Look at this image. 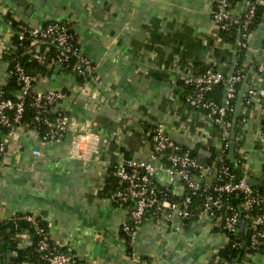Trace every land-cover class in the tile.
Segmentation results:
<instances>
[{"label":"crops","instance_id":"crops-1","mask_svg":"<svg viewBox=\"0 0 264 264\" xmlns=\"http://www.w3.org/2000/svg\"><path fill=\"white\" fill-rule=\"evenodd\" d=\"M257 1L263 21L251 32L243 53L244 76L264 59V0ZM242 3L234 6L236 15ZM213 5V0H0V88L9 77L8 50L14 37L10 21L29 28L70 25L81 54L96 66L95 76L85 84L72 72H55V67L37 80L35 91L66 92L60 106L71 117V128L59 141L45 145L29 131L8 140L0 158L1 219L12 214L36 217L76 264H227L217 259L227 235L219 221L206 217L179 228L176 219L159 223L146 216L136 230L131 257L120 237L127 212L100 195L113 164L123 157L149 160L148 130L154 125L162 124L200 160L210 155V148L218 151L219 129L182 103L179 84L212 62L227 75L232 71L235 43H217ZM255 67L247 85L264 89V75L258 77ZM263 106L261 99L259 106L244 107L245 122L236 135L246 178L264 174V138L259 137ZM213 175L203 183L211 184ZM154 183L164 189L167 175L157 171ZM236 235L247 241L242 220ZM231 264H264V257L247 252Z\"/></svg>","mask_w":264,"mask_h":264},{"label":"built area","instance_id":"built-area-1","mask_svg":"<svg viewBox=\"0 0 264 264\" xmlns=\"http://www.w3.org/2000/svg\"><path fill=\"white\" fill-rule=\"evenodd\" d=\"M257 5V0H244L242 12L236 15L229 0H217L216 9L211 13L216 30L224 31L231 26L238 27L232 71L227 75L217 69L216 62H212L202 73L186 75L181 80L182 86L190 89L186 98L188 107L201 112L206 121L220 131L217 139L219 167L199 165L191 154L192 151L176 143L162 124L154 125L148 130L151 144L149 160L123 157L117 162V186L110 201L127 212L121 233L127 239V243H124L131 257L135 256L131 253V248L136 230L147 215L159 223H170L176 219L179 228L186 226L194 217L219 221L222 231L227 235V244L231 237L236 235L237 225L242 220L248 229L246 250L264 257V195L251 187L245 176L235 180L229 168L222 163V154L230 149L232 126L224 121V118L227 113L233 111L232 103L238 94L237 87L244 78V70L241 63H238V54L247 49L251 34L248 29ZM14 35L18 44L10 46L9 61L14 60L12 55L17 52L18 47H24L26 52L33 54L48 68L60 66L61 69H70L84 84L95 76L96 66L81 54L77 36L70 25L47 23L40 28L24 25L20 31H14ZM217 43L220 45V38H217ZM38 46H41L42 50H36ZM52 49L53 55L50 54ZM255 73L258 77L264 75V59L257 63ZM10 75L15 76L17 88L12 94L13 98H6L0 88V128L6 131L2 138L0 137V158L5 154L8 140L14 138L19 131L32 132L39 142L45 145L59 141L71 128V117L60 106L67 99L65 91H35L32 84L36 79L18 64L8 72V76ZM218 87H223L220 103L210 97ZM244 98L246 107L255 104L259 106L260 100L264 99V89L255 83L246 85ZM26 104L34 112L32 122L36 126L32 130L27 129V125H21ZM261 121L264 122V106L260 110V124ZM242 122H245V117ZM78 137L77 140L80 139V136ZM259 137L264 138V126L261 125ZM234 144L238 145L235 140ZM38 154L39 152H34V155ZM157 171H163L167 175V186L164 189L154 183ZM212 173L214 175L211 184H204V178ZM232 196L240 198L237 210L230 202ZM194 197L201 201L197 212L192 209ZM8 222L13 229L10 238L17 249L22 248L26 242L30 245L32 238H35L36 251L46 264H76L72 254L51 241L47 230L39 225L36 217L12 214L5 219L0 218V224ZM20 223L29 226L21 227ZM238 245V242H233L232 247L236 248ZM10 255L14 256L15 252L10 250ZM217 259L220 260L219 257Z\"/></svg>","mask_w":264,"mask_h":264},{"label":"trees","instance_id":"trees-1","mask_svg":"<svg viewBox=\"0 0 264 264\" xmlns=\"http://www.w3.org/2000/svg\"><path fill=\"white\" fill-rule=\"evenodd\" d=\"M244 0H229V2L231 3V5L234 7L236 5H239L243 2ZM213 10L216 9L217 6V0H213ZM262 6L261 5H257L256 7V12H255V16L252 19V22L249 26L248 31L251 33L253 30H255L261 23H262ZM12 27L14 28L15 32L20 31L24 25L20 24L18 22H14V21H10ZM237 30L238 27L237 26H231L229 27L227 30L224 31H217L218 32V38L221 39V43L220 45H233L236 42L237 39ZM77 41V38H76ZM78 43V42H77ZM17 38L14 35L13 37V43L12 45H17ZM243 52H240L238 54V63H241L242 58H243ZM51 55L54 54V50L52 49L50 52ZM216 56L217 58L220 57V53L218 50H216ZM12 59L14 60H10L9 61V65H8V72L13 70L14 65L18 64L19 66H21L23 68V70L33 76L36 80L35 82H33V87L36 84L37 80L39 79L40 76H44L46 73H51L52 68H49L45 65L40 63L31 53H28L24 50V47H18L17 52L12 55ZM209 67V65H206L204 67V70L207 69ZM68 72H71L70 69H64ZM79 79V78H78ZM80 81H82L81 79H79ZM180 86H181V91H180V99L182 101V103L186 104V98L188 97V95L190 94V89L189 88H185L182 86V81L179 82ZM240 86L239 85L237 87V90L239 92L240 90ZM16 82H15V76L14 75H10L8 77V82L7 84L2 88L3 94L6 98H13L12 94L14 91H16ZM222 96H223V87H218L216 88L211 94L210 97L214 98L215 101L217 103H220L222 100ZM245 98L243 96L241 103H240V108L236 117V121H235V126H234V135L235 138L234 140L236 141V135L240 132V126L242 122V118L245 116L242 112V110L244 109L245 106ZM237 103V98L233 101L232 106H233V111H231L230 113H227L224 121L229 122L232 125V121L234 119V110H235V106ZM191 109V108H190ZM33 118H34V112L33 110H31L28 105L26 104L25 106V112L23 114V118L21 120V125L22 126H28L27 129H35V123H33ZM262 127L264 126V122L261 121L260 124ZM6 131L2 128H0V135L5 134ZM238 146L234 144L233 147V159H234V163L235 165L232 164L230 158H229V148L222 154V163L225 164L230 172L234 175L235 180H239L241 179L243 176H245L244 174H242V168L244 165V159L242 157V154L238 151ZM191 154L197 159L199 165L206 167V166H214L215 168H218L220 165V158H219V152L215 151L213 148H210V155L206 158H204L203 160L198 159L197 154L195 152H191ZM115 170H116V163L113 164L106 176H105V180H104V186L103 189L101 190V197L107 200H110L112 194L114 193V190L117 186V180L115 178ZM261 194L264 195V183L256 188ZM193 205H192V209L194 212H197L200 208V204L201 201L199 198L194 197L193 198ZM230 202H232L233 206L235 207V209H238V206L240 205V198L236 197V196H232L230 198ZM149 216V215H147ZM197 217H194L193 219L189 220L187 222V224L191 221H193L194 219H196ZM39 221V225L41 227H43L46 230V226L43 222ZM21 227H28L29 225L26 223H20L19 224ZM31 228V227H29ZM12 226L11 223H2L0 224V264H5V259L6 257H4V250H6L8 247L10 248V250H12L13 252H15L14 256H11L10 261L8 264H22V263H34V264H46L45 262H43L40 259L39 254L36 251V239L32 238V242L29 246L27 247H23L21 249H17L15 243L12 242L11 238H10V233L12 231ZM120 237H122V239H124V241L127 243V239L126 237L123 235V233H120ZM233 242H238L239 245L236 248L232 247ZM242 240L239 239V237L237 235L232 236L231 237V241L223 248L219 251L218 255L219 258L224 260L227 264H231L232 262H234V260H236V258H238V256L241 254L243 255L244 253H250L248 250H246L245 247L242 246Z\"/></svg>","mask_w":264,"mask_h":264},{"label":"water","instance_id":"water-1","mask_svg":"<svg viewBox=\"0 0 264 264\" xmlns=\"http://www.w3.org/2000/svg\"><path fill=\"white\" fill-rule=\"evenodd\" d=\"M257 63L253 64L252 67L250 68V71L251 69L256 66ZM61 67L60 66H56L54 68L55 72H57L58 70H60ZM244 76L243 78V81L241 83V86H240V90L237 94V103H236V106H235V110H234V119L232 121V126H231V132H230V150H229V158L232 162L233 165H235L234 163V159H233V155H232V152H233V147H234V126H235V121H236V117H237V114H238V111H239V108H240V103H241V100L245 94V89H246V85H247V81H248V77H249V72ZM248 181V184L251 186V187H254V188H257L261 185V183L264 181V174H261L260 176H253L251 178H248L247 179ZM246 245V242H243L242 243V246H245ZM6 257L7 259H9L10 257V248L8 247L7 248V252H6Z\"/></svg>","mask_w":264,"mask_h":264}]
</instances>
